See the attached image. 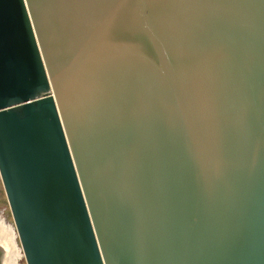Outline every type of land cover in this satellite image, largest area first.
<instances>
[{"label":"water","instance_id":"water-1","mask_svg":"<svg viewBox=\"0 0 264 264\" xmlns=\"http://www.w3.org/2000/svg\"><path fill=\"white\" fill-rule=\"evenodd\" d=\"M0 175L27 264H264V0H0Z\"/></svg>","mask_w":264,"mask_h":264},{"label":"bare ground","instance_id":"bare-ground-1","mask_svg":"<svg viewBox=\"0 0 264 264\" xmlns=\"http://www.w3.org/2000/svg\"><path fill=\"white\" fill-rule=\"evenodd\" d=\"M0 237L9 248V255L6 264H20L23 257V250L18 243V233L15 225L9 222L0 212Z\"/></svg>","mask_w":264,"mask_h":264},{"label":"rangeland","instance_id":"rangeland-1","mask_svg":"<svg viewBox=\"0 0 264 264\" xmlns=\"http://www.w3.org/2000/svg\"><path fill=\"white\" fill-rule=\"evenodd\" d=\"M0 212L2 215L5 216V218L9 222H11L15 225L13 214H12L9 202H8V198H7V195L5 192V188H4V185L2 182L1 175H0ZM15 228H16V225H15ZM18 243H19V245H21L19 237H18ZM20 247L22 249V246H20ZM20 264H27L26 258L24 256V252H23V257L20 259Z\"/></svg>","mask_w":264,"mask_h":264}]
</instances>
